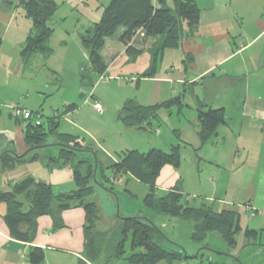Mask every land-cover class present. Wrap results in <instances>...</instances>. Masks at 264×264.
I'll use <instances>...</instances> for the list:
<instances>
[{"label":"crops","instance_id":"0c3cea01","mask_svg":"<svg viewBox=\"0 0 264 264\" xmlns=\"http://www.w3.org/2000/svg\"><path fill=\"white\" fill-rule=\"evenodd\" d=\"M54 1L58 4L54 15L61 24L66 23L70 12L67 11L75 8L81 20L79 28L84 31L100 19L103 7L110 0H85L80 9L75 6V0ZM194 1L200 9L198 24L191 30L185 28L181 46L163 49L157 54L154 64L153 54L158 38L146 37L141 31L125 45L119 37L123 31L121 29L119 34L105 40L100 52L107 64L104 74L113 78L123 77L136 93L127 99H133L140 105H152L179 96L182 102L180 107L161 109L158 119H152L146 129L124 125L120 138L109 142H106V133L99 128L94 129L100 136L97 139L77 121L74 128L79 131L69 134L84 138L83 143H91L94 153L80 151L69 162L59 157L57 141L56 152L46 143L35 147L26 145L23 122L15 120L11 111L5 110L6 116L13 122L8 120L0 127V191H9L14 183L32 177L37 182L49 184L55 196L77 188L73 178L76 160L92 162L96 158L99 169L96 170L95 180L99 175L101 180L97 182H100L103 179L100 167L106 168L116 162V152H147L151 148L168 150L170 146L179 144L180 165L177 168L169 165L161 168L156 179L157 195H165L178 186L179 192L191 205L209 206L217 213L234 211L239 216L242 228L264 232V0ZM59 10H62L60 14L57 13ZM55 17L50 41L55 37L54 26L58 24ZM31 31V20L21 11L19 0H0V102L6 98L2 96L1 89L7 85L11 73L23 77L30 61L41 55L32 56L28 64L20 55ZM82 32L75 30L74 34L79 36ZM64 35L69 37V31L64 30ZM61 47L67 48L65 39ZM84 51H81V57H84ZM51 57L52 53L48 58L41 56L42 65L48 69L52 68ZM81 64L80 61L75 63L79 83ZM94 77L98 83L99 76L94 74ZM33 88L22 89L27 95L30 91L34 92L35 98L34 103H27L28 106L24 108L42 114V92ZM76 88L73 85L74 91ZM82 91H79L80 97L83 96ZM97 96L94 93L89 95L105 104L106 113L108 104ZM127 99H123L120 109L117 105L114 110H121ZM198 100L210 108H222L226 119L224 125L217 127L216 135L204 145H200L197 135ZM60 102L64 105L61 112L71 113L81 109L67 99ZM2 113L3 109L0 108V120H3ZM160 124L164 125L165 130L162 127L157 129ZM153 128H156L157 135H146ZM53 134L56 135V132ZM5 152L17 156L21 161L13 163L9 157L1 158ZM105 173L111 176L109 170ZM121 179H125L126 184L131 179L136 183V179L128 173L116 181ZM102 189L104 192L98 191V194L106 196L107 200L113 199L115 195ZM138 206L133 204L135 208ZM134 210L129 209L122 216H132L139 211L143 213L139 209L134 214ZM5 212L6 205L0 202V264H30L28 255L32 247L42 249V264H79L80 260L92 264L83 256L84 212L81 207L71 206L61 210L53 203L50 212L35 221L28 241L11 236L4 220ZM116 215L99 213V222L105 224V221H109V226L105 230H98L109 231L116 226ZM158 219L164 226V221ZM249 241L243 244L256 245L255 241ZM198 249L199 246L192 249L195 258ZM183 263L189 264L187 260Z\"/></svg>","mask_w":264,"mask_h":264},{"label":"trees","instance_id":"16d2710c","mask_svg":"<svg viewBox=\"0 0 264 264\" xmlns=\"http://www.w3.org/2000/svg\"><path fill=\"white\" fill-rule=\"evenodd\" d=\"M19 7L32 24V31L21 48V57L27 64L36 54L48 58L53 51L49 40L53 33L52 18L58 4L54 0H19ZM199 12L200 9L194 0H170L169 3L167 0H110L103 7L100 19L79 35V42L88 59V67L82 69L79 74L81 86L93 85L92 74L105 75L107 64L100 52L105 40L116 35L120 29L123 31L119 37L125 45H128L139 31L146 37L158 38L153 54L154 64L157 54L163 49L181 46L185 28L191 30L198 24ZM181 105L179 96L152 105H140L133 99H127L120 110L121 121L127 127L146 129L152 119H158L161 109ZM31 112L40 117L39 124H34L32 120L14 118L23 122L24 142L29 147L44 145L46 137L56 132L60 146L59 157L65 162L74 160L80 151L94 153L91 143H83L84 138L57 132L59 122L56 117H47L48 128H45L41 112ZM64 114L66 112L60 113ZM197 122L200 145H204L216 135L217 127L226 123L225 113L222 108L213 109L198 100ZM115 155L116 162L106 168L100 167L103 179L97 182L98 185L116 195L113 183L121 175L130 174L148 187L142 199L143 206L156 214L190 221L193 224L190 239L196 243L205 245L211 235L218 234L227 247L233 248L237 245L235 236L238 233H243L248 240L253 239L255 235H261L262 232L242 228L239 216L234 211L223 210L217 213L209 206L191 205L179 192L178 186L165 195H157L156 179L161 168L165 165L177 168L180 165L179 144L170 146L168 150L159 148H151L147 152L123 150L116 152ZM6 157L13 163L21 161L8 152L1 156L3 159ZM97 169L99 162L96 158H93L92 162L87 159L76 160L73 165V178L77 188L55 196L49 184L37 182L32 177H25L14 183L9 191H0V202L6 205L4 220L11 236L28 241L37 218L48 214L52 204L56 203L61 210L71 206L82 208L83 256L92 264H158L160 261L167 264H184V261L194 257L189 256L187 252L166 247L163 244L166 236L161 227L149 217H145L142 211L132 216H120L117 213L116 226L109 231H99L97 229L99 210L96 203L89 200L94 191L92 181H97L95 180ZM106 170L110 171L111 176L105 173ZM258 245L264 246V241ZM203 248L205 247H199L196 257H201L200 252ZM28 256L30 264L43 263L41 248L32 247ZM79 264L87 263L80 260ZM209 264L223 263L209 261Z\"/></svg>","mask_w":264,"mask_h":264},{"label":"rangeland","instance_id":"374dc122","mask_svg":"<svg viewBox=\"0 0 264 264\" xmlns=\"http://www.w3.org/2000/svg\"><path fill=\"white\" fill-rule=\"evenodd\" d=\"M84 1L85 0H75V6L79 7V9L82 8ZM21 11L23 12L22 9ZM61 12L62 10H59L57 13L60 14ZM67 12L69 13L65 24H61V21L54 15L58 24L57 26H54V39L52 41L49 40V45L53 50L51 57L53 62L51 66L52 68L48 69L45 65L43 66V60L41 59L42 55H37L36 59L31 60L27 65L23 77L21 75L11 73L8 77L7 85H4V88L1 89V93L3 94L2 96L6 98L2 99V102H0V108L3 109V120H0V127L7 123L8 120L13 122V120L8 119L5 114V110H10L8 106L20 105L24 107L28 106L27 103L35 102V98L33 96L34 92L31 93L30 91L27 95L22 91L25 87L30 90L35 87L37 91L42 92L41 99L44 103L42 107V114L43 126L45 128H48L47 117L53 116L56 117L59 122L56 129L57 132H78L79 130L74 128V124L78 121L97 139L100 136L94 132V129L99 128L101 132L106 133V142L114 141L120 138V130L125 127L120 120L122 113L120 114V110L118 111L119 113L116 112L114 108L119 105L120 109L123 99H125V97L126 99L132 98L136 95V93L133 92L132 88L128 83H126V80H124L123 77H110L109 83L105 81H99L96 83V78L92 74L93 85L81 86L75 72V63L80 61L82 63L80 69L82 70L88 67V60L86 53H84V57H81V51H84V49L79 42V36L74 33L75 30L82 32L83 28H79L81 20L78 19L79 15L76 12V9L71 8ZM54 17L52 18V21L54 20ZM64 30L69 31V37H65ZM120 31L121 29L117 34H119ZM63 39L67 42L66 49H61ZM51 69L54 71H51ZM5 79L7 80V77ZM73 85L77 87L75 91L73 90ZM80 90H83V96L81 97L79 95ZM89 93L101 96L103 101L108 104L109 108L106 113L104 112L105 104L100 101L99 102L103 107L102 112L98 113L93 108V98L89 97ZM64 99H67L69 103H76L78 107H81L80 111L74 110L71 113L60 115L64 108V105H62L60 101ZM29 106H31V104ZM153 122L154 124H157L156 121ZM161 127L165 130L163 124H160L157 129L159 130ZM146 135L155 137V135H157L156 128H153L150 132L147 131ZM56 141L57 137L53 133L49 134L45 140L48 148H52L51 150L53 152L58 150ZM99 180L101 179L99 175H97V181ZM97 181H92L94 191L89 197V200L97 201V207L101 215L102 212H105L107 215L110 214L111 216H114L117 213L122 216L123 213H127V210L129 209H135L132 211L134 214L135 211L141 209L143 210L142 214H144L145 217H149L154 223L161 227L163 234L166 236L163 241V244L166 247L180 252H187L189 256H192L194 255L192 249L195 246H204L205 248L201 249L200 252L201 257L189 258L187 260L189 264H209V261L223 264H264V247L258 246L259 242L264 241V232H262L263 234L259 235L256 239H249V243H253L254 241L256 242L255 246H252V244H243L248 240L243 233H238L235 236L237 245L233 248L227 247L218 234L211 235L209 237V241L205 242V245L198 244L190 239V234L193 230V224L190 221L178 218H169L160 214L157 215L154 211H151L143 206L142 199L148 191V187L145 184L138 180H135V183L133 179H131L127 184L125 179L115 181L113 183V191L116 195L112 196L113 199L107 200L106 196L98 194V191H104H102L103 189L98 185ZM107 203H109L108 207ZM133 204L139 206L135 208L133 207ZM157 217L164 221V226ZM112 220L115 221L113 217ZM108 226L109 221H105V224H102L99 221L97 223V229L105 230ZM198 251L199 250H197V252ZM159 264L167 263L165 261H161Z\"/></svg>","mask_w":264,"mask_h":264},{"label":"built area","instance_id":"2783aa9c","mask_svg":"<svg viewBox=\"0 0 264 264\" xmlns=\"http://www.w3.org/2000/svg\"><path fill=\"white\" fill-rule=\"evenodd\" d=\"M98 80L108 82L110 80V77L101 75L99 76ZM92 106L98 113H101L103 110L102 105L96 99H93ZM8 108L11 111V116L15 119L30 120V121L32 120L36 125L40 123V117L38 115H34L33 112L24 108L23 106L20 105L8 106ZM251 215H253V212H251Z\"/></svg>","mask_w":264,"mask_h":264}]
</instances>
